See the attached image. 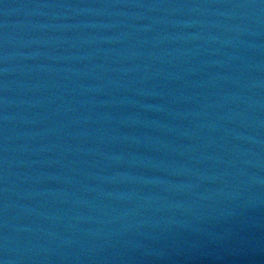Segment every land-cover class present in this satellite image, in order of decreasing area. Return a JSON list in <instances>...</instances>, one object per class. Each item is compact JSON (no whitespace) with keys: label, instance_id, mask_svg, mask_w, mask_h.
<instances>
[{"label":"water","instance_id":"1","mask_svg":"<svg viewBox=\"0 0 264 264\" xmlns=\"http://www.w3.org/2000/svg\"><path fill=\"white\" fill-rule=\"evenodd\" d=\"M0 264H264V0H0Z\"/></svg>","mask_w":264,"mask_h":264}]
</instances>
